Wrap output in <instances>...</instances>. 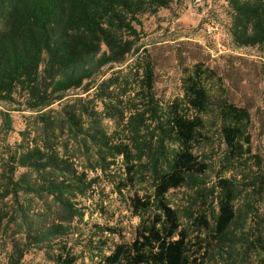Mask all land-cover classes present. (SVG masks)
I'll return each mask as SVG.
<instances>
[{
    "label": "trees",
    "instance_id": "16d2710c",
    "mask_svg": "<svg viewBox=\"0 0 264 264\" xmlns=\"http://www.w3.org/2000/svg\"><path fill=\"white\" fill-rule=\"evenodd\" d=\"M170 1L0 0V101L39 111L60 100L104 66L138 52L141 17L155 15ZM226 1L235 45L264 46V0ZM137 60L142 102L127 118L123 137L106 134L95 119L89 132L81 131L82 114L73 112L61 127H77V143L86 153L69 154L57 146L45 124L39 142L4 161L2 198L17 200L20 193L49 198L60 214L15 246L16 262L36 249L52 264H201V243L211 245L213 240L220 246L236 242L243 264H264V156L251 155L255 171L248 195L259 206L248 210L246 229L239 236L230 237L239 212L229 179L217 181L220 196L213 218L200 214L191 230L167 201L172 190L203 185L208 164L195 150L210 139V113L220 122L218 131L231 158L251 153L249 129L254 122L264 136V101L256 105L254 99L264 86H255L251 95L241 90L236 100L232 90L241 87L242 78L237 81L232 71L218 73L202 56L183 66L182 95L163 107L154 93L155 59L143 48ZM177 61L183 63L181 52ZM252 65L264 83V64ZM208 80L219 84L216 95H210ZM117 158L119 169L114 167ZM143 175L149 176L151 191L139 195L134 188ZM106 186L138 217L129 241L121 226L110 224L112 216L105 224L85 221L95 211L108 215V207L96 198Z\"/></svg>",
    "mask_w": 264,
    "mask_h": 264
},
{
    "label": "rangeland",
    "instance_id": "374dc122",
    "mask_svg": "<svg viewBox=\"0 0 264 264\" xmlns=\"http://www.w3.org/2000/svg\"><path fill=\"white\" fill-rule=\"evenodd\" d=\"M229 16L226 0H171L167 8H160L155 15L141 17L138 52L130 54L121 63L104 66L94 77L84 81L80 88L64 93L60 100L39 111L26 109L18 103L0 101V182L4 161L12 154L23 152L32 142H39L43 138L45 124L49 125L48 135L55 137L53 141H56L57 146L66 147L69 154L86 153V148L77 143L80 139V136L76 137L77 127H61L66 114H82L81 131L89 132L90 120L95 119L106 134L116 133L114 137H123L125 131L122 128L127 118L142 102V91L138 86L141 69L137 57L143 48H147L155 59L157 80L154 93L159 105L163 107L182 95L183 66L202 56L206 64L218 73L232 71L237 81L242 78L241 87L232 90L236 100L241 90L251 95L255 86H264V83L259 82L260 78L252 65V62L264 64V46H236L231 36ZM179 52L183 54V63L177 61ZM218 86L215 81H206L212 96L219 92ZM254 99L256 105L264 101V90L261 89ZM261 106L264 107V102ZM208 118L210 139L195 150L199 158L208 164L203 185L172 190L167 194V201L179 211L181 224L191 230L194 219L200 214H206L208 219L213 218L220 196L217 181L229 179L235 186V206L239 212L231 230L234 234L230 237L239 236L246 229L248 210L259 206L248 194L255 171L251 155L264 156V136L257 133L254 122L249 129L251 153L233 159L227 154L218 131L220 122L214 118V113H210ZM243 146L246 148L247 145ZM120 165L121 159L117 158L114 167L119 169ZM28 175L31 178L32 173ZM134 190L139 195L150 192L149 176H140ZM131 193L124 192L125 195ZM96 198L103 200L109 213L104 216L95 211L90 217L86 215L85 221L105 224L109 216H112L110 224L121 226L124 240L129 241L138 217L131 215L123 197L110 192V187L106 186ZM57 216H60L58 208L49 198L38 199L23 193L19 194L17 200L0 196V264H52L42 251L36 249L29 250L17 263L14 248L16 245L22 246L29 232L42 228ZM204 237L203 232L200 238ZM204 244L201 264H243L239 254L241 248L236 242L220 246L212 240L211 245L201 243L202 246ZM250 259L251 256L248 262Z\"/></svg>",
    "mask_w": 264,
    "mask_h": 264
}]
</instances>
